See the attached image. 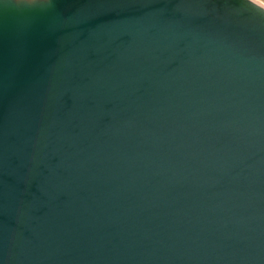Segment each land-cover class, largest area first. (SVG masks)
Instances as JSON below:
<instances>
[{
    "label": "water",
    "instance_id": "water-1",
    "mask_svg": "<svg viewBox=\"0 0 264 264\" xmlns=\"http://www.w3.org/2000/svg\"><path fill=\"white\" fill-rule=\"evenodd\" d=\"M0 264H264V5L0 0Z\"/></svg>",
    "mask_w": 264,
    "mask_h": 264
},
{
    "label": "rangeland",
    "instance_id": "rangeland-1",
    "mask_svg": "<svg viewBox=\"0 0 264 264\" xmlns=\"http://www.w3.org/2000/svg\"><path fill=\"white\" fill-rule=\"evenodd\" d=\"M257 2H259L260 4L264 5V0H255Z\"/></svg>",
    "mask_w": 264,
    "mask_h": 264
}]
</instances>
